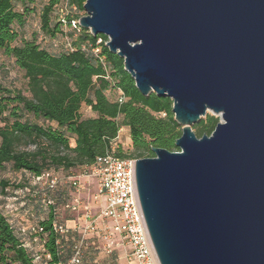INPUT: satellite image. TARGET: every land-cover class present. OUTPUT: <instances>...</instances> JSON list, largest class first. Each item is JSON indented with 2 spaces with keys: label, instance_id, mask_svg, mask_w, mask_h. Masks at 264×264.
I'll list each match as a JSON object with an SVG mask.
<instances>
[{
  "label": "water",
  "instance_id": "1",
  "mask_svg": "<svg viewBox=\"0 0 264 264\" xmlns=\"http://www.w3.org/2000/svg\"><path fill=\"white\" fill-rule=\"evenodd\" d=\"M79 23L140 92L173 101L178 151L137 158L160 264H264V0H87ZM214 131L193 125L208 111Z\"/></svg>",
  "mask_w": 264,
  "mask_h": 264
},
{
  "label": "trees",
  "instance_id": "2",
  "mask_svg": "<svg viewBox=\"0 0 264 264\" xmlns=\"http://www.w3.org/2000/svg\"><path fill=\"white\" fill-rule=\"evenodd\" d=\"M37 1L0 0V55L13 58L24 71L30 92L27 96L22 90L0 82V120L6 122L0 125V167L10 164L16 171L30 176L16 184L1 180V193L7 196V189L12 187L36 194L39 187L38 183L32 184L35 177L52 167L71 170L92 163L113 150V141L123 126L129 127L132 150L115 148L114 153L119 157H152L155 155L152 147L178 151L176 141L182 135V126L175 120L172 99L155 92L143 95L125 69L124 59L106 46V35H93L83 27L79 31L72 28L71 20L80 19L79 13L85 11L87 0H48L43 6L41 28L53 38L63 33L64 27V22L53 18L56 7L66 4L71 11L66 15L70 42L65 51L53 54L35 39L19 42L20 34L15 26H24ZM18 4L22 10L16 9ZM112 88L118 90L114 100L107 95ZM120 92L125 96L122 102L118 99ZM83 104L95 116L83 117ZM30 117L54 122L58 128L44 127ZM219 122V117L207 114L193 130L198 137L210 135ZM22 136L34 142L43 138L59 152L20 151L16 146ZM47 190L63 195L57 188ZM27 199L35 202V198ZM36 199L49 208L48 215L28 232L30 240L38 242L41 250L35 252L28 245L0 208V264H69L73 257L78 233L69 229L66 234H60L56 226L64 223L58 220L55 202L41 196ZM93 249L90 243L84 248L79 264H119L117 249L104 262H92Z\"/></svg>",
  "mask_w": 264,
  "mask_h": 264
},
{
  "label": "rangeland",
  "instance_id": "3",
  "mask_svg": "<svg viewBox=\"0 0 264 264\" xmlns=\"http://www.w3.org/2000/svg\"><path fill=\"white\" fill-rule=\"evenodd\" d=\"M47 1L48 0H38L35 4H33L32 7L34 8V10L27 17V21L24 26H15V28L19 31L20 34L19 42L20 40L24 39H35L42 47L46 48L51 53L58 54L65 51L69 47V28L68 25L65 24L63 27V33L58 34L55 38L47 36L42 31L40 16L43 6L47 3ZM16 9L22 10V6L18 4L16 5ZM67 12H70L71 14V11L65 6V4H61L57 7V10L53 15L54 20H58L60 17L65 16ZM86 14V11L79 13L80 16H84ZM0 82L6 86L18 88L22 90L25 95L30 96V92L27 90V79L24 71L16 65L13 58L3 54L0 55ZM117 93L118 90L114 88L107 91V95L111 100L115 99ZM81 113L83 117L95 116V113L86 104H83ZM207 114H211L220 118L219 114H215L211 110L208 111ZM206 116H204L203 118H206ZM30 118L32 121L44 127L51 126L54 129L58 128L57 124L54 122H48L43 119H35L33 117ZM5 124V121L0 120L1 126H4ZM36 140L37 141L34 142L28 137L22 136L16 147L20 151L35 152L38 149H42L51 153L59 152L58 148L52 146L47 140L43 138ZM70 142L71 145L74 146L75 141L73 138L70 139ZM113 146L115 148L120 146L125 152H129L130 150H132L129 127L123 126L120 129L117 139L113 141ZM49 171L54 176L58 177L59 182L57 183L55 188H57L63 195H59V193L55 194V191L49 192L47 190L48 186L47 184H45V182L38 184L39 190L36 194H31V192L29 191L14 190L12 187H9L7 189V196H4L0 191V208L8 216L9 220L13 225H15L17 230L24 237V240L28 242V245H30V247H32L35 252L41 250V245L38 242L33 243L28 237V232L32 230L31 228L36 225L37 221L40 218L46 217L49 212L47 204L43 201L42 203H39L40 201H38L36 197L38 198L41 196L42 199H47L55 202V205L57 206V217L60 222H63L70 228H75L76 226H79V228H83L85 224V221L83 219V215L85 213L84 208L85 206L91 204L93 195L98 191L97 180H89L88 184L85 185V189L80 190V192H77L76 188H74V186L70 183L68 177L76 176L82 173L83 166H78L71 170H63L62 168L56 169L55 167H52ZM25 178H30V176L21 171H16L10 164H6L4 167H0V181L9 180L11 183L16 184L19 182H23ZM32 184H35L34 180H32ZM54 194L55 197L53 198L52 195ZM28 197L35 198V202L28 201ZM75 197L80 198L81 203L76 210H72L67 205L70 204ZM91 210L92 211L90 214L92 216H97L100 212V207L94 206ZM106 225H108V221L101 220L99 225L100 228L103 229ZM99 229L95 233H91L89 237V243L94 248L92 251V262H104L106 259H108L109 256V253L104 250L105 239L101 234L98 233ZM116 238H114V242L117 245V242L119 240ZM120 242L121 241H119V243ZM117 250L119 257H121L119 258V262H123L124 248L120 245L118 246Z\"/></svg>",
  "mask_w": 264,
  "mask_h": 264
},
{
  "label": "built area",
  "instance_id": "4",
  "mask_svg": "<svg viewBox=\"0 0 264 264\" xmlns=\"http://www.w3.org/2000/svg\"><path fill=\"white\" fill-rule=\"evenodd\" d=\"M67 14L68 12L58 21L61 20L64 25L67 24ZM71 26L78 31L82 27L79 19L71 20ZM118 99L121 102L125 100L122 92ZM114 149L113 146L112 151H108L98 156L92 163L84 165L83 172L79 175L68 177L77 192L85 189L89 180H97L98 183V191L93 195L91 204L84 208L85 224L83 228H79V226L70 228L66 224H57L56 226V230L60 234H66L69 229L78 233L79 239L69 264L80 263L84 255V248L89 245L90 234L100 228L101 220L108 221V225L98 231L105 239L104 250L111 253L120 245L124 248V261L119 264H160L138 197L135 174L137 158L119 157L114 153ZM34 181L38 184L45 182L49 188H55L59 179L50 171H46L41 176L35 177ZM80 203V198L75 197L67 206L76 210ZM94 206L100 207L97 216L90 214ZM114 238L121 241L117 242L118 246L114 242Z\"/></svg>",
  "mask_w": 264,
  "mask_h": 264
},
{
  "label": "crops",
  "instance_id": "5",
  "mask_svg": "<svg viewBox=\"0 0 264 264\" xmlns=\"http://www.w3.org/2000/svg\"><path fill=\"white\" fill-rule=\"evenodd\" d=\"M121 263H123V262H121Z\"/></svg>",
  "mask_w": 264,
  "mask_h": 264
}]
</instances>
